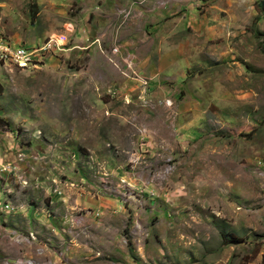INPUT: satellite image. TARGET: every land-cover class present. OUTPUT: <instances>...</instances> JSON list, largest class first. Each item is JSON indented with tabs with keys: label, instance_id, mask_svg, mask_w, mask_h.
<instances>
[{
	"label": "rangeland",
	"instance_id": "374dc122",
	"mask_svg": "<svg viewBox=\"0 0 264 264\" xmlns=\"http://www.w3.org/2000/svg\"><path fill=\"white\" fill-rule=\"evenodd\" d=\"M35 2L0 38L67 43L0 66V264H264V0Z\"/></svg>",
	"mask_w": 264,
	"mask_h": 264
},
{
	"label": "built area",
	"instance_id": "2783aa9c",
	"mask_svg": "<svg viewBox=\"0 0 264 264\" xmlns=\"http://www.w3.org/2000/svg\"><path fill=\"white\" fill-rule=\"evenodd\" d=\"M67 43L65 36H49L45 42L36 48L23 45H13L0 38V66H13L20 69L29 66L36 67L50 52H60Z\"/></svg>",
	"mask_w": 264,
	"mask_h": 264
},
{
	"label": "crops",
	"instance_id": "0c3cea01",
	"mask_svg": "<svg viewBox=\"0 0 264 264\" xmlns=\"http://www.w3.org/2000/svg\"><path fill=\"white\" fill-rule=\"evenodd\" d=\"M110 3V2H109ZM110 5V4H109ZM106 6H108V4H106ZM102 9H103V11H105L106 12V8L105 7H103L102 6ZM169 12V10H167V8L166 9H161V12L164 14V12L166 13V12ZM90 12V11H89ZM108 12V15H106V16H104V18H103V21L105 22V23H107L108 25H109V23H111V16H110V13H111V11H107ZM155 13V12H154ZM107 14V13H106ZM87 21H86V23H87V26H86V28L87 29H94L95 28V23H97V21H99V17L97 16V17H95V18H91V21H90V15H88L87 17ZM88 19H89V21H88ZM156 27V26H155ZM129 44V43H128ZM147 62H149V60H147Z\"/></svg>",
	"mask_w": 264,
	"mask_h": 264
},
{
	"label": "trees",
	"instance_id": "16d2710c",
	"mask_svg": "<svg viewBox=\"0 0 264 264\" xmlns=\"http://www.w3.org/2000/svg\"><path fill=\"white\" fill-rule=\"evenodd\" d=\"M30 5L34 9V11L32 13V16L34 17L36 15V12L35 11H36V8H37V5H36L35 0H30ZM1 89H2V87L0 86V93H1Z\"/></svg>",
	"mask_w": 264,
	"mask_h": 264
}]
</instances>
